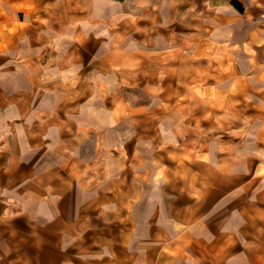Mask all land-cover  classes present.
<instances>
[{
    "label": "rangeland",
    "instance_id": "374dc122",
    "mask_svg": "<svg viewBox=\"0 0 264 264\" xmlns=\"http://www.w3.org/2000/svg\"><path fill=\"white\" fill-rule=\"evenodd\" d=\"M237 1L0 0V264H264V0Z\"/></svg>",
    "mask_w": 264,
    "mask_h": 264
},
{
    "label": "bare ground",
    "instance_id": "6f19581e",
    "mask_svg": "<svg viewBox=\"0 0 264 264\" xmlns=\"http://www.w3.org/2000/svg\"><path fill=\"white\" fill-rule=\"evenodd\" d=\"M259 4H260V2H259ZM229 5L232 6L231 3H229ZM191 8H194V5H192ZM5 201H6V205L9 206V205H11V203L14 201V199H12V198H6ZM5 210H6V211H4V213H8V212H7V210H8L7 207H5ZM62 264H75V263L72 262L71 259H63Z\"/></svg>",
    "mask_w": 264,
    "mask_h": 264
},
{
    "label": "crops",
    "instance_id": "0c3cea01",
    "mask_svg": "<svg viewBox=\"0 0 264 264\" xmlns=\"http://www.w3.org/2000/svg\"><path fill=\"white\" fill-rule=\"evenodd\" d=\"M231 7L234 8L233 5H232ZM232 8H231V9H232ZM10 198L14 199L13 197H10ZM14 200H15V199H14ZM42 236H43V234H41V235H40V238H38L39 241H40V239H42ZM38 257H39L40 259H42V257H43V256H42V245H41L40 248H39Z\"/></svg>",
    "mask_w": 264,
    "mask_h": 264
},
{
    "label": "trees",
    "instance_id": "16d2710c",
    "mask_svg": "<svg viewBox=\"0 0 264 264\" xmlns=\"http://www.w3.org/2000/svg\"><path fill=\"white\" fill-rule=\"evenodd\" d=\"M233 4L242 12V8L239 6L241 5L240 2H238L237 0H233Z\"/></svg>",
    "mask_w": 264,
    "mask_h": 264
}]
</instances>
